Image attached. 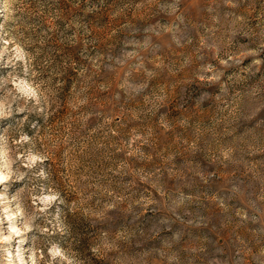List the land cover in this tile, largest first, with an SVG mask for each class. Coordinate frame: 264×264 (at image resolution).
Instances as JSON below:
<instances>
[{"label": "rangeland", "instance_id": "rangeland-1", "mask_svg": "<svg viewBox=\"0 0 264 264\" xmlns=\"http://www.w3.org/2000/svg\"><path fill=\"white\" fill-rule=\"evenodd\" d=\"M0 264H264V0H0Z\"/></svg>", "mask_w": 264, "mask_h": 264}]
</instances>
